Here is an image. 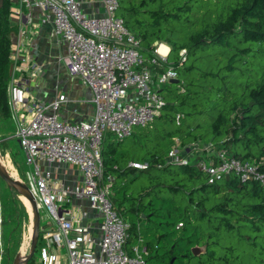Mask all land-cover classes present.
Listing matches in <instances>:
<instances>
[{"label":"trees","instance_id":"obj_1","mask_svg":"<svg viewBox=\"0 0 264 264\" xmlns=\"http://www.w3.org/2000/svg\"><path fill=\"white\" fill-rule=\"evenodd\" d=\"M7 14L8 0H4L0 8V119L9 115L7 85L12 63L8 54L17 28ZM117 14L138 36L142 53L154 42L166 44L167 60L173 58L177 72L173 88L159 90L166 101L160 115L144 126L154 130L158 122L152 151L140 158L120 154L113 159L103 147L107 136L102 141L104 180L112 177L114 181V175L124 179L135 171L155 179L156 171H169L171 166L181 175L168 185L146 187L136 205L130 204L134 198L123 185L111 184L108 197L117 212L134 217L129 221L127 242L145 248L146 264H264V185L252 179L242 182L233 174L209 181L197 159L169 160L175 138L181 145L203 141L255 164L264 173V0H118ZM131 162L147 167L135 169ZM162 189L170 194L169 206L150 203L146 214L143 197L156 196ZM141 219L156 221L152 232H145L150 226H141ZM194 246L204 251L193 256ZM27 264L39 263L32 257Z\"/></svg>","mask_w":264,"mask_h":264},{"label":"built area","instance_id":"obj_2","mask_svg":"<svg viewBox=\"0 0 264 264\" xmlns=\"http://www.w3.org/2000/svg\"><path fill=\"white\" fill-rule=\"evenodd\" d=\"M10 19L18 23L11 36L9 60L11 76L7 85V105L15 123L28 166L25 183L38 208H46L51 221L40 225L39 264H146L145 248L139 244L126 248L129 222L124 220L109 200L112 177L104 180L102 141L105 134L117 140L128 137L133 127H144L158 117L166 105L159 92L161 84L177 79L174 63L167 62L159 51L164 43L155 42L146 58L140 40L117 14L118 0H101L103 13L88 15L79 0H10ZM40 10L41 21L52 25L53 35L67 44L61 61L67 72L91 90L94 105L92 118L76 122L58 116L59 94L50 103L37 101L29 92L25 78H35L41 66L25 55V32L20 25L21 8ZM185 51H181L182 58ZM150 62L162 70L146 65ZM168 66V64H167ZM18 72L25 77L16 75ZM16 73V74H15ZM180 123V116L175 117ZM175 146L179 143L175 138ZM199 155L180 153L174 149L169 160L190 161L208 175L209 181L233 174L242 182L249 179L264 185V173L255 164L231 156L224 148L204 143ZM195 145L189 147V151ZM61 164L75 165L80 183L65 185L54 177ZM135 169L146 163L131 162ZM71 204L65 207L64 203ZM41 219V216H40ZM91 220H96L94 226ZM53 223V224H52ZM3 250L0 243V263Z\"/></svg>","mask_w":264,"mask_h":264},{"label":"rangeland","instance_id":"obj_3","mask_svg":"<svg viewBox=\"0 0 264 264\" xmlns=\"http://www.w3.org/2000/svg\"><path fill=\"white\" fill-rule=\"evenodd\" d=\"M8 10V19H10ZM119 16V15H118ZM134 32L133 30H130ZM136 34V33H135ZM137 36V35H136ZM138 37V36H137ZM154 44V43H153ZM152 46L146 48V52L143 53L144 56L152 54ZM10 47V45H9ZM140 49H142V44H140ZM142 51V50H141ZM9 58V54H8ZM173 58L167 60V64L164 66L163 70L171 65ZM172 82H165L161 84L159 87L163 89V92L173 88L171 86ZM162 97L165 99L164 94L160 92ZM158 122L156 121V127L154 130L145 127L135 126L133 127V131L135 134H132L126 137L122 142H118V140L111 134H105L104 138L107 136V139L103 143L104 150L106 154L113 155V159H115L120 154L127 155L132 158H140L144 156L147 152L152 151L154 141V131L158 128ZM153 124V125H155ZM15 123L10 119V116L6 119H0V138L4 136H10L11 138L4 139L0 141V161L4 169L9 173L10 176L14 179H18L25 183V171L28 169V166L25 164L23 159V154L21 152L19 140L15 135ZM144 134H150L145 140L144 137H141ZM141 137V138H140ZM104 140V139H103ZM156 143V142H155ZM205 142L196 141L190 145H181L179 142L175 146V150L180 153H187L192 155H199V152L205 148ZM162 143V145H164ZM191 145H195V148H192L189 151V147ZM104 154V153H103ZM109 166L111 161L108 162ZM120 166H122L120 164ZM179 169L175 166H171L169 171H156L155 179H148L145 174H142L140 171H135L133 174H129L124 179H116L114 175V181L112 184L115 186H124L127 193L131 194L134 200L130 201L131 205H136L138 194L144 190L146 187L154 185L156 183L162 184H170L174 180L181 177L180 174H176ZM136 177V178H135ZM107 180V179H106ZM105 180V181H106ZM113 188L111 189V191ZM169 192L166 189H162L161 192L150 196H144L141 201V206H145L144 212L147 214L151 211V208L148 207L150 203L155 206H169ZM65 207H70L71 204L68 202L64 203ZM39 214L41 216L40 225H45L47 221H51V216L46 210V208H42L39 210ZM122 216V215H121ZM144 214L140 213V218L143 217ZM122 218L126 221L133 220L134 217L130 214H124ZM152 220L156 219L151 217ZM141 226H147L150 228L145 229V232H152L156 221H145L141 219ZM53 224V223H52ZM162 230V229H161ZM31 232H32V212L29 210L28 206L21 199V195L13 189L6 185V183L0 178V243L2 244L3 256L1 264H12L15 258L17 257H25L29 253L30 242H31ZM40 234H38V241L36 244V251H34L33 259L38 261L39 258V248L41 246ZM132 240H128L126 244V248L129 249L132 245H134ZM27 264V263H26Z\"/></svg>","mask_w":264,"mask_h":264},{"label":"crops","instance_id":"obj_4","mask_svg":"<svg viewBox=\"0 0 264 264\" xmlns=\"http://www.w3.org/2000/svg\"><path fill=\"white\" fill-rule=\"evenodd\" d=\"M79 1L86 14L100 15L103 13L101 0ZM13 3L8 0L9 11ZM21 12L23 16L20 25L27 40L24 53L30 61L41 66V72L35 78H25L30 94L37 101L46 104L50 103L59 94H64L66 101L61 103L58 109V116L63 121L76 122L92 118L94 105L91 102V90L80 79L70 75L61 61L67 52L66 42L53 35L50 23L41 21V13L38 8L33 7L26 10L22 7ZM14 23L18 28V23ZM25 74L18 72L16 75L25 77ZM7 138L11 137L6 135L1 137L0 141ZM54 167V177L60 179L65 185L74 186L80 183L81 176L75 165L61 164ZM91 221L94 226H97L96 220Z\"/></svg>","mask_w":264,"mask_h":264},{"label":"water","instance_id":"obj_5","mask_svg":"<svg viewBox=\"0 0 264 264\" xmlns=\"http://www.w3.org/2000/svg\"><path fill=\"white\" fill-rule=\"evenodd\" d=\"M3 3L4 0H0V8L3 5ZM174 81L175 80H171V82ZM0 178L6 183L8 187L15 189L19 193V195L25 197L30 204V209L32 212V232L30 236L31 242H30L29 253L25 257L15 258V260L12 263V264H26L32 258L38 241L40 214L36 202L26 183L18 179L12 178V176L9 175V173L4 169L1 163H0ZM203 251H204V247L202 246H194L191 248V253L193 256L199 255Z\"/></svg>","mask_w":264,"mask_h":264},{"label":"bare ground","instance_id":"obj_6","mask_svg":"<svg viewBox=\"0 0 264 264\" xmlns=\"http://www.w3.org/2000/svg\"><path fill=\"white\" fill-rule=\"evenodd\" d=\"M166 49H167V47L165 46V44H163V45H161L160 47H159V51L161 52V53H163V54H165V52H166ZM2 161H0V163H1ZM3 164V163H2ZM104 165V164H103ZM4 167V166H3ZM21 199H22V201H24L25 203H26V205L28 206V208H29V210H31L30 209V204H29V202L27 201V199L25 198V197H23V196H21Z\"/></svg>","mask_w":264,"mask_h":264}]
</instances>
